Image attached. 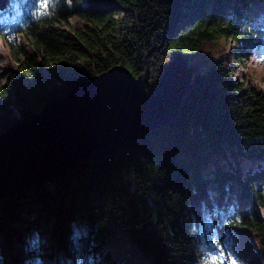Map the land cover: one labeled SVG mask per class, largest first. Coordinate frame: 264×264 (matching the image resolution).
I'll list each match as a JSON object with an SVG mask.
<instances>
[{
	"label": "trees",
	"instance_id": "16d2710c",
	"mask_svg": "<svg viewBox=\"0 0 264 264\" xmlns=\"http://www.w3.org/2000/svg\"><path fill=\"white\" fill-rule=\"evenodd\" d=\"M262 2L8 0L2 130L115 65L138 77L179 53L192 78L169 124L0 196V264H208L201 245L238 231L264 264V90L235 78L220 48L204 53L231 40L250 61L243 43L259 30L247 15Z\"/></svg>",
	"mask_w": 264,
	"mask_h": 264
},
{
	"label": "water",
	"instance_id": "95a60500",
	"mask_svg": "<svg viewBox=\"0 0 264 264\" xmlns=\"http://www.w3.org/2000/svg\"><path fill=\"white\" fill-rule=\"evenodd\" d=\"M191 78L187 59L176 53L152 82L147 67L135 77L122 65L76 81L0 133V195L41 186L169 124Z\"/></svg>",
	"mask_w": 264,
	"mask_h": 264
},
{
	"label": "rangeland",
	"instance_id": "374dc122",
	"mask_svg": "<svg viewBox=\"0 0 264 264\" xmlns=\"http://www.w3.org/2000/svg\"><path fill=\"white\" fill-rule=\"evenodd\" d=\"M259 5L253 7V10L247 15V18L250 20L249 24L253 28H257L259 30V33L253 36L251 42L243 43L244 47L253 48V57L250 61L237 60L235 55V43L231 40H228L224 43H219V45L215 48L214 45H210L205 48L204 53L205 55L210 54L211 56V50H213L212 53L217 54L216 52L220 48L221 53L218 55H222V52L224 53L225 58L228 62V67L230 69H233L232 73H234L233 76L235 78L250 81L252 82V84L257 85L259 88L264 90V2L260 3ZM171 58L169 60H171ZM168 61L166 60L165 62ZM7 63V53L5 49L0 46V64L4 65L3 69L5 68ZM146 67L149 70V81L152 82L153 79L156 78L159 66L158 70L156 71L149 68L146 61ZM2 70H0V72ZM18 119H15L13 115H10L7 118V122L8 124H12ZM2 131L3 130L0 129V133ZM243 164L247 165L245 161L243 162ZM37 240L38 242H40L39 237H37ZM7 241L8 239L6 237V234H4V236L1 238V242L6 243ZM215 247L216 249H214L213 251L204 246V244L201 245V250L204 253L205 262H207L208 264H252V262L254 261V255L257 251V247L255 246V244L251 243L246 238L243 231H238L235 234H231L223 246H220L219 243L216 242ZM35 264H42V261H35Z\"/></svg>",
	"mask_w": 264,
	"mask_h": 264
},
{
	"label": "snow or ice",
	"instance_id": "6c2138e0",
	"mask_svg": "<svg viewBox=\"0 0 264 264\" xmlns=\"http://www.w3.org/2000/svg\"><path fill=\"white\" fill-rule=\"evenodd\" d=\"M175 49H176V45H172V48L170 49V51H171V50H175ZM185 51H187V50H185ZM3 67H4V65H3V64H0V70H2ZM34 243H35V242H34Z\"/></svg>",
	"mask_w": 264,
	"mask_h": 264
},
{
	"label": "bare ground",
	"instance_id": "6f19581e",
	"mask_svg": "<svg viewBox=\"0 0 264 264\" xmlns=\"http://www.w3.org/2000/svg\"><path fill=\"white\" fill-rule=\"evenodd\" d=\"M20 191H22V190H20ZM15 191H8V192H6V193H3V194H1L0 196H3V195H5V194H8V193H14ZM210 246H212V245H210Z\"/></svg>",
	"mask_w": 264,
	"mask_h": 264
}]
</instances>
